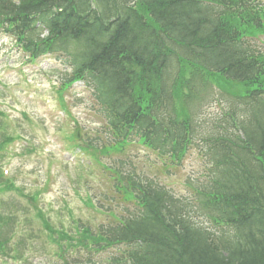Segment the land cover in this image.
Wrapping results in <instances>:
<instances>
[{
  "label": "trees",
  "instance_id": "obj_1",
  "mask_svg": "<svg viewBox=\"0 0 264 264\" xmlns=\"http://www.w3.org/2000/svg\"><path fill=\"white\" fill-rule=\"evenodd\" d=\"M17 1L0 0V27L13 29L33 52L73 50V80L63 88L88 76L94 77L100 93L114 88L117 93L103 105L118 140L134 133L162 154L181 157L191 144L192 130L187 137L183 134L192 123L190 107L202 102L199 94L211 84H223L218 88L237 101L227 113L226 126L213 127L202 136L211 170L200 204L218 231L192 225L191 211L182 200L129 179L128 188L142 195L138 201L144 215L95 232L78 227L76 245L74 237L55 230L37 211L42 230L59 251H66L62 242L93 248L104 242L124 243L130 246L129 264H264V53L249 43L264 36V4L258 0ZM44 29L47 33L41 37ZM173 61H177L174 75ZM231 82L243 84L246 96L229 93ZM174 99L184 105L188 123H177L170 115ZM5 220L13 217L0 216V224L6 225ZM6 243L0 237L2 253ZM22 249H17L18 256Z\"/></svg>",
  "mask_w": 264,
  "mask_h": 264
},
{
  "label": "rangeland",
  "instance_id": "obj_2",
  "mask_svg": "<svg viewBox=\"0 0 264 264\" xmlns=\"http://www.w3.org/2000/svg\"><path fill=\"white\" fill-rule=\"evenodd\" d=\"M21 61V53L11 47L9 40H0V92H2L0 93V111L8 116L0 118L1 123H5L4 127H0V136L21 135L23 140L28 143L26 145L22 140L11 143L6 149L4 157L0 159V167L3 168L4 164L8 163L9 175L23 193L40 195L42 208L48 213L53 223L68 229L72 215L82 219L87 217L73 191L74 184L68 183L69 181L64 178L71 167L67 164L66 168H58V178H53L47 194L42 192L50 162L62 160L57 155V149L62 144L60 137L64 133L68 134L67 128L70 132L73 126L71 122H64L58 96L55 93L58 88V81L57 76L52 73H55V68H59V64L49 56L41 58L38 65L31 67L28 65L22 67ZM18 69L24 71L27 76L20 74ZM2 86L4 90H1ZM63 97L64 105L71 116L76 119L79 125L85 126L86 134L90 138L95 137L94 131L96 129L101 130V124H99L94 110H89L93 105L90 92L83 85L65 92ZM225 109L224 104L212 103L204 108L202 116L206 118L220 116L225 112ZM103 138L104 140L107 139L105 135H102ZM62 139L65 140L66 138L63 136ZM143 150L142 147H130L127 152L133 157H139L141 166L146 169L145 174L150 178L156 176L161 184L171 187L182 197L192 198L193 191L188 189L186 185L188 178L194 183L207 179L208 166L206 160H203V157H200L196 151H191L185 162L179 168L171 170L168 175H157L155 172L158 165L156 160L148 157ZM69 154L73 155L72 152ZM100 160L108 167L114 165L107 158L101 157ZM148 162L152 165L148 166ZM154 163L156 165H153ZM93 167L95 168V165ZM75 169L78 172L83 170L80 166H75ZM72 171L73 169L70 170L71 175ZM93 179L89 180L91 181L90 185L93 186L94 193H98L101 190L99 185L102 178H99L98 173H95ZM98 179H100L99 183ZM8 197H13V194H5L0 197L6 199L3 201L1 211L9 212V216L13 217L12 206L14 207L17 201ZM18 203L25 205L24 201H18ZM115 203L116 201L110 203L112 210ZM28 218L34 227L36 222L31 215ZM12 223L8 224L7 230H10L9 226ZM33 238L36 241L32 242L34 258L31 259V262L32 264H40V259L48 258V255L41 251V242L37 240L38 237L33 235Z\"/></svg>",
  "mask_w": 264,
  "mask_h": 264
},
{
  "label": "water",
  "instance_id": "obj_3",
  "mask_svg": "<svg viewBox=\"0 0 264 264\" xmlns=\"http://www.w3.org/2000/svg\"><path fill=\"white\" fill-rule=\"evenodd\" d=\"M77 136H78V130L76 131V135H75V137L77 138Z\"/></svg>",
  "mask_w": 264,
  "mask_h": 264
}]
</instances>
